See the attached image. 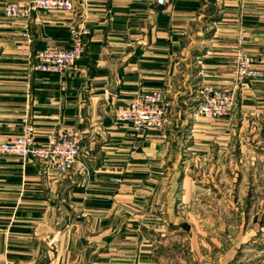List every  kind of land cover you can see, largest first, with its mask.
Wrapping results in <instances>:
<instances>
[{"label":"crops","instance_id":"1","mask_svg":"<svg viewBox=\"0 0 264 264\" xmlns=\"http://www.w3.org/2000/svg\"><path fill=\"white\" fill-rule=\"evenodd\" d=\"M26 1L0 0V141L28 122L38 144L64 129L85 140L65 174L0 155V264H232L249 239L241 228L226 238L224 203L240 202L247 181L264 186V78L239 90L231 117L193 112L202 86L232 84L241 35L264 62V0H72L74 13L5 17ZM84 16L79 70L33 71L38 52L71 46ZM154 90L171 106L162 130L115 122L116 109ZM209 210L210 235L196 221Z\"/></svg>","mask_w":264,"mask_h":264},{"label":"built area","instance_id":"2","mask_svg":"<svg viewBox=\"0 0 264 264\" xmlns=\"http://www.w3.org/2000/svg\"><path fill=\"white\" fill-rule=\"evenodd\" d=\"M169 0H157L160 7L167 6ZM39 11L50 13H74L72 0H28L10 3L5 9V17L9 20H22L29 23L33 15ZM71 46H49L37 53L32 69L40 73L68 74L79 70L86 47V38L91 35L88 18L70 27ZM30 38L29 32L25 34ZM245 37L240 36L235 49L233 62V82L229 87L216 89L204 85L198 90L199 103L193 116L207 121L231 117L236 109L239 90L249 81L264 78V71L255 67L256 61L244 50ZM171 114V106L167 103L163 90L141 91L123 108L114 112L117 124H129L136 133L145 130H162ZM36 126L28 122L22 135L7 141H0V155H11L24 161H44L51 169L65 174L78 162L83 132L64 129L52 135L45 144L36 141Z\"/></svg>","mask_w":264,"mask_h":264},{"label":"rangeland","instance_id":"3","mask_svg":"<svg viewBox=\"0 0 264 264\" xmlns=\"http://www.w3.org/2000/svg\"><path fill=\"white\" fill-rule=\"evenodd\" d=\"M241 197L240 202L233 203L234 209H232V204L230 208L228 202L224 203L226 238L230 235L233 236L229 229L233 231V228H241V231L247 230V232H240V235L249 239V242L242 245L236 260L232 264H264V251H262L264 248V186H253L247 181V184L241 187ZM210 206L214 208V205L210 204ZM209 211L208 218L205 219L206 222L203 219L204 217L198 215L196 221L198 223L203 221L202 225H208L210 235L212 225L215 224L212 222V219H214L212 212L214 213V211ZM246 233H248L247 236ZM193 264L200 263L193 261Z\"/></svg>","mask_w":264,"mask_h":264}]
</instances>
